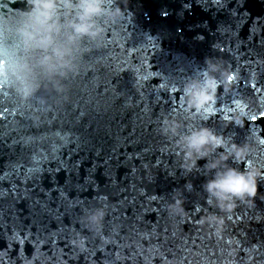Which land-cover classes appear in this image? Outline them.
I'll list each match as a JSON object with an SVG mask.
<instances>
[{"label": "water", "instance_id": "water-1", "mask_svg": "<svg viewBox=\"0 0 264 264\" xmlns=\"http://www.w3.org/2000/svg\"><path fill=\"white\" fill-rule=\"evenodd\" d=\"M4 2L0 19L11 20L27 0ZM111 6L122 17L99 18L102 39L83 42L68 103L53 95L41 104V93L17 102L0 77V253L7 264H264V179L253 206L238 204L217 239L197 223L205 212L221 214L206 204V161L185 171L174 141L159 134L175 114L188 130L207 127L237 145L252 143L253 133L264 138V119L251 122L264 111V0ZM8 27L0 23V45L14 43ZM208 59L221 61L237 82L228 93L219 86L215 111L201 117L180 100ZM240 101L249 116L243 128L225 121ZM227 163L264 170V145L244 162ZM176 192L183 221L166 210ZM102 195L110 206L97 234L80 221L103 207ZM77 234L84 252L70 243Z\"/></svg>", "mask_w": 264, "mask_h": 264}, {"label": "clouds", "instance_id": "clouds-1", "mask_svg": "<svg viewBox=\"0 0 264 264\" xmlns=\"http://www.w3.org/2000/svg\"><path fill=\"white\" fill-rule=\"evenodd\" d=\"M4 4V0H0V8ZM112 4L113 0H27L26 6L14 18L0 19V23L9 25L5 37L9 34L14 37L11 46L6 43L0 45V55L4 56L0 77L17 102L26 104L37 93L42 94L39 102L45 105L48 97L53 95L64 103L70 101L68 81L78 75L79 57L85 50L83 42L98 43L102 39L104 28L98 23L99 18L116 21L122 17V10L112 7ZM205 65L200 78L184 85L180 100L184 110L194 115L203 114L201 117L215 111L219 86L228 93L237 82L236 75L221 61L208 59ZM53 106L47 111H51ZM246 108L244 102H234L230 114L225 117L226 124L243 128L245 120H249ZM251 122L256 120L251 118ZM159 134L166 140L174 141L173 147L185 171L196 168L199 160L206 161L203 170L211 174V178L202 185L206 204L221 214L205 212L197 223L212 229V235L217 239L221 238L226 225L225 217H230L238 204L251 208L257 197L258 181L264 179V170L254 164H248L241 171L227 162L246 161L253 153L254 145H264V138L253 133L252 143L237 145L207 127L188 130L175 114L162 121ZM218 149L223 151L217 153ZM186 188L190 190L191 185H186ZM100 200L103 207L96 208L80 221L87 231L97 234L103 228L110 206L106 196L102 195ZM166 210L169 216L182 221L187 218L180 192L173 194ZM84 240L77 234L70 243L84 252ZM256 251L253 245L249 250L250 260Z\"/></svg>", "mask_w": 264, "mask_h": 264}, {"label": "snow or ice", "instance_id": "snow-or-ice-1", "mask_svg": "<svg viewBox=\"0 0 264 264\" xmlns=\"http://www.w3.org/2000/svg\"><path fill=\"white\" fill-rule=\"evenodd\" d=\"M3 63H4V61L3 60H0V65H2ZM0 88H2V85H0ZM252 118L254 120H256V121H257V119H264V111H261L259 117L258 116H253ZM191 119H192V117H191ZM152 200L155 201L156 198L155 197H152ZM0 264H7V262L5 260V254H3V253H0Z\"/></svg>", "mask_w": 264, "mask_h": 264}]
</instances>
